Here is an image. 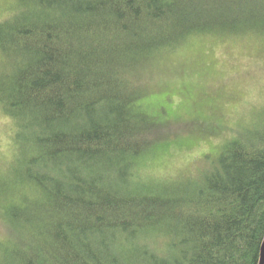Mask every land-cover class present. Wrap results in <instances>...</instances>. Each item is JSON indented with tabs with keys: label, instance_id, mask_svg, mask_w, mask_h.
<instances>
[{
	"label": "trees",
	"instance_id": "1",
	"mask_svg": "<svg viewBox=\"0 0 264 264\" xmlns=\"http://www.w3.org/2000/svg\"><path fill=\"white\" fill-rule=\"evenodd\" d=\"M248 37L264 42V0H16L0 21V264H259L264 106L163 175L174 130L148 102L161 58Z\"/></svg>",
	"mask_w": 264,
	"mask_h": 264
},
{
	"label": "rangeland",
	"instance_id": "2",
	"mask_svg": "<svg viewBox=\"0 0 264 264\" xmlns=\"http://www.w3.org/2000/svg\"><path fill=\"white\" fill-rule=\"evenodd\" d=\"M15 1L0 0V21ZM149 80V105L174 130L153 170L163 175L190 170L229 138L232 128L264 106V42L250 37L195 42L156 62ZM194 122L215 127L206 132ZM8 126L0 114V168L12 157Z\"/></svg>",
	"mask_w": 264,
	"mask_h": 264
},
{
	"label": "water",
	"instance_id": "3",
	"mask_svg": "<svg viewBox=\"0 0 264 264\" xmlns=\"http://www.w3.org/2000/svg\"><path fill=\"white\" fill-rule=\"evenodd\" d=\"M259 264H264V242H263L262 249H261V257H260Z\"/></svg>",
	"mask_w": 264,
	"mask_h": 264
}]
</instances>
